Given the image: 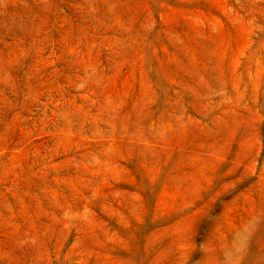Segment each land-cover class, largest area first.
I'll return each instance as SVG.
<instances>
[{"label": "rangeland", "instance_id": "rangeland-1", "mask_svg": "<svg viewBox=\"0 0 264 264\" xmlns=\"http://www.w3.org/2000/svg\"><path fill=\"white\" fill-rule=\"evenodd\" d=\"M0 264H264V0H0Z\"/></svg>", "mask_w": 264, "mask_h": 264}]
</instances>
